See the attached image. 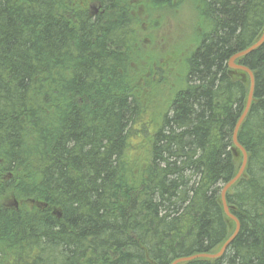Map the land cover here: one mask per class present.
Instances as JSON below:
<instances>
[{
  "label": "trees",
  "instance_id": "trees-1",
  "mask_svg": "<svg viewBox=\"0 0 264 264\" xmlns=\"http://www.w3.org/2000/svg\"><path fill=\"white\" fill-rule=\"evenodd\" d=\"M181 1L0 0V264H170L232 234L249 79L227 63L264 0H192L204 30L169 90L182 53L154 70L142 28ZM235 63L255 79L226 193L240 230L180 264H264V42Z\"/></svg>",
  "mask_w": 264,
  "mask_h": 264
},
{
  "label": "rangeland",
  "instance_id": "rangeland-1",
  "mask_svg": "<svg viewBox=\"0 0 264 264\" xmlns=\"http://www.w3.org/2000/svg\"><path fill=\"white\" fill-rule=\"evenodd\" d=\"M174 6H176L175 9L163 15L155 24L143 25L142 28L146 31L151 30L149 37H146L144 41L143 51L148 54L147 50L150 49L152 53L150 57H154L152 60V65L155 66L153 67L154 70L157 69L158 65H164L166 61V59H163L164 56L174 55L178 57L182 53L180 55L182 57L179 56L180 59H176L175 67L166 73L169 90L184 88L185 64L183 58L186 53L189 55L198 45L204 30L198 27L197 15L194 11L192 0H182L181 3L177 2ZM156 52L158 55L154 56ZM140 64L142 71L145 70V63L142 61ZM152 75L145 74L146 77ZM154 87H145L144 93L153 97L157 89L156 85ZM5 201L12 203L13 200L8 201L6 199Z\"/></svg>",
  "mask_w": 264,
  "mask_h": 264
},
{
  "label": "water",
  "instance_id": "water-1",
  "mask_svg": "<svg viewBox=\"0 0 264 264\" xmlns=\"http://www.w3.org/2000/svg\"><path fill=\"white\" fill-rule=\"evenodd\" d=\"M263 42H264V28L261 32L260 37L253 44H251L246 49L233 54L229 58V61H228V66L230 68L245 72L248 75V79H249V90H248L246 103H245V106L238 120L236 121L234 125L233 131H232V137H231V140H232V143L235 149H237L241 154V163H240L239 169L236 172V174L223 185L220 191V201H221L223 212L234 223V230L232 234L225 240V242H223V244L220 246V248L216 252L196 253V254H192L189 256L179 257V258L174 259L170 264H180V263L189 262V261L199 259V258L217 259L225 253L226 249L228 248V246L230 245V243L236 237V235L238 234L240 230V223L238 219L230 212L229 206L226 203V193L236 183V181L242 176L245 170L246 164H247L248 155H247L246 150L243 148V146L238 141V131L244 119L246 118L249 112L251 103H252L255 79H254L253 72L249 68H247L246 66L240 65V64H236L234 63V61H236L237 58H240V57H243L249 54L251 51L258 48ZM13 205L14 207H17V202L14 201ZM57 216L59 217L60 214H57Z\"/></svg>",
  "mask_w": 264,
  "mask_h": 264
},
{
  "label": "bare ground",
  "instance_id": "bare-ground-1",
  "mask_svg": "<svg viewBox=\"0 0 264 264\" xmlns=\"http://www.w3.org/2000/svg\"><path fill=\"white\" fill-rule=\"evenodd\" d=\"M248 47H249V46H248ZM245 49H246V48H245ZM243 50H244V49H243ZM237 59H238V58H237ZM237 59H236V60H237ZM228 61H229V60H228ZM234 63H235V61H234ZM227 64H228V63H227ZM228 67H229V66H228ZM229 68H230V67H229Z\"/></svg>",
  "mask_w": 264,
  "mask_h": 264
}]
</instances>
